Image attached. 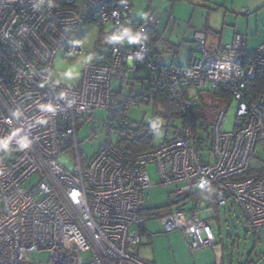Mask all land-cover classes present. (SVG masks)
<instances>
[{"label": "built area", "instance_id": "1", "mask_svg": "<svg viewBox=\"0 0 264 264\" xmlns=\"http://www.w3.org/2000/svg\"><path fill=\"white\" fill-rule=\"evenodd\" d=\"M129 11L126 0H0V138L8 139L0 148V264H152L133 247L148 217L146 192L156 185L176 186V202L215 185L219 206H236L253 230L264 232V100L245 92L246 81L264 67V40L244 58L242 34L207 51L200 31L201 44L185 64H166L152 45L159 11L148 9L140 20ZM92 24L100 36L87 52L74 42L83 41L79 31ZM107 24H126L145 39L108 44ZM59 52L70 59L95 54L76 85L52 79ZM140 66L147 69L143 94L121 103L123 86L133 91L139 83ZM114 80L118 91L111 87ZM216 87L229 92V106L235 103L229 130L223 128L229 106L211 123L193 120L197 92ZM158 90L178 101L180 126L149 150H125L118 139L130 124L126 110ZM96 110L106 117L90 119ZM82 116L90 132L99 126L109 137L88 159L77 141ZM112 132L118 133L114 141ZM68 148L74 151L72 169L58 161ZM150 164L157 182L147 173ZM158 218L163 232L179 230L192 249L221 253L210 222L195 208L187 215L172 207ZM32 252L45 258L30 259Z\"/></svg>", "mask_w": 264, "mask_h": 264}, {"label": "rangeland", "instance_id": "2", "mask_svg": "<svg viewBox=\"0 0 264 264\" xmlns=\"http://www.w3.org/2000/svg\"><path fill=\"white\" fill-rule=\"evenodd\" d=\"M149 3L147 0H129L131 6L129 15L132 19H140L148 5L150 8L159 11L160 21L157 29L162 34L159 58L166 64L182 65L191 50L197 51L201 41L195 38V31L203 30L206 24L210 26L215 24L220 29L225 22V29L232 30V27L237 28V31L242 33L243 36L248 37L249 47L253 40H264V10L257 14L254 12L249 15L244 14V11L249 9H238L234 13L223 11L216 13V10L208 7V0H151ZM93 26L96 27L95 32L93 31ZM79 33L84 35L82 47L87 52L91 51L98 38L99 27L92 24L82 28ZM212 41L213 37L207 35L205 39L206 50L215 47L211 43ZM57 56L63 59L65 64L60 69H52V79L65 86L76 85L82 69L78 70L79 75L77 77H72L71 75L61 77L59 73L68 71L77 57L73 59L66 58L62 52H59ZM146 72L147 69L144 66L139 67L140 76L145 77ZM111 87L116 91L120 90V82L112 81ZM133 88L136 91L141 87L139 83H136ZM131 89L132 87L124 85L122 93L127 94ZM138 107L142 108V110L137 114L135 109ZM149 108L151 112L148 111ZM126 111L127 118L133 126L140 121L147 123L150 121L148 117H152L151 103L149 105H131ZM234 116L235 103H232L226 109L224 129H231ZM105 117V111L96 110L90 119L100 121ZM152 119L156 120L153 117ZM180 123L179 119L173 125L179 127ZM78 125L77 141L80 153L85 159L91 158L97 149L108 140L107 131L96 126L95 131L93 133L90 132L92 125L85 116L78 118ZM163 125V123L156 126L153 125L157 127L153 134L154 144L160 143L165 138ZM117 134V132H112L109 136L114 141L117 138ZM73 152L68 148L59 155V163L67 169H72L75 165ZM61 155L66 158L67 162H63L60 159ZM146 170L150 180L157 182L158 175L155 164L148 165ZM31 182H36L35 177L31 179ZM175 189L176 186L174 185L150 187L146 192L147 207L167 206L170 208L171 205L176 209L184 210L187 215L191 214V208H195V206L196 210H201L205 207L203 202L195 205L194 201L189 197L178 202H172L171 198ZM200 210L197 211L198 215H200ZM158 217L148 215L145 229L150 235L146 236L144 233L142 239L140 237L139 244L133 247L139 257L152 264H264V232L253 230L236 206L223 205L220 213L210 219V225L216 241L223 248L219 254H216L211 247L192 249L190 242L183 237L179 230L163 232ZM44 258V254L35 252L30 254V259L42 260Z\"/></svg>", "mask_w": 264, "mask_h": 264}, {"label": "trees", "instance_id": "3", "mask_svg": "<svg viewBox=\"0 0 264 264\" xmlns=\"http://www.w3.org/2000/svg\"><path fill=\"white\" fill-rule=\"evenodd\" d=\"M99 36L100 31L98 37ZM158 41L159 36L157 35L155 39L152 40V45L157 52L158 49L156 48V44ZM250 52L248 51L244 53V58H247ZM145 77L140 75L135 77L141 88L136 91L133 88V91L131 89V91H129L127 94L122 93L121 103L125 102L128 98H132L133 100L137 101V98L143 94L144 89L147 86L143 81ZM245 92L247 97L251 100H264V67H259L256 70L254 77L246 81ZM197 96V102L193 106V120L195 121L198 119H203L206 123H211L214 120L217 111L221 108L228 107L231 100L229 92L221 87L199 90L197 92ZM143 102L144 103L142 104L145 105H149L151 103L152 117L154 119L163 121V133L165 134V137L174 133V129H177V126H174L173 123L180 119L178 101L173 98L167 90H158L151 95L149 100ZM156 128L157 127H154L150 121L147 123L140 121L137 122L135 126L131 125L130 123L126 128L123 129V132L126 133V135L120 136V139H118V144L125 150L133 153L149 150L155 145L153 142V134ZM216 191V186L211 185L203 190L190 193L188 197L196 203L201 200L204 201L207 206H212L214 209H216V213L218 214L219 205L215 201ZM171 208V205L170 208L167 206L155 207L150 208V211L148 212H152L156 216L160 217L168 213Z\"/></svg>", "mask_w": 264, "mask_h": 264}, {"label": "crops", "instance_id": "4", "mask_svg": "<svg viewBox=\"0 0 264 264\" xmlns=\"http://www.w3.org/2000/svg\"><path fill=\"white\" fill-rule=\"evenodd\" d=\"M126 1L129 2V0H126ZM147 1H148V3L151 2V0H147ZM208 2H209V3H207L208 7L216 10V13H221L222 11L223 12L234 13L238 9H240V10L249 9V10L244 11L245 15H249V14H252L254 12L257 14L260 11L264 10V0H230V1H228V0H208ZM148 9H152V8H150L149 5H148L146 11ZM146 11L143 13L141 18H143V16L145 15ZM140 19H136V20H140ZM200 30H196L195 31V38H196V33L200 32ZM201 31H203V33H204V35H203V46H204V48H205L206 36L209 35V36L213 37V41L211 43L214 44L215 47H212V49H208L207 51L216 50L219 46L230 43L232 41L233 36H234L235 33L242 34L239 31H237V28H235V27H232V30L231 29H225V22L223 23V26L220 27V29L217 28L215 24H213V26H210L209 24H206L204 29L201 30ZM156 33L159 36V41L156 44L157 45L156 48L158 49V54H159L160 46H161L160 43L162 41L161 40L162 34L158 31V29H156ZM245 37H246V41H247V50L249 52L251 50H253L257 46V44L259 42L262 41V40L259 41L257 39H256V41L253 40L252 43H250V47H249L248 37L247 36H245ZM196 39H198V38H196ZM194 51H196V50H194ZM194 51L191 50L188 53V56L190 55L191 52H194ZM188 56H187V58H186V60H185V62L183 64H185L187 62ZM200 202H203L205 207L202 208L201 210L199 209L200 210V215L199 216L203 217L206 220H208L210 222V224H211L210 219L212 217H216L220 213V210H221L222 206L218 207L219 212L217 214L216 213V209H214L212 206H207L206 203L204 201H202V200L197 202V203L194 202V204L196 205V204H198ZM195 210H196V206H195ZM199 210H196V211H199ZM148 211H150V208L147 209L146 214H148L150 216H156L152 212L150 214V212H148ZM144 233H145L146 236L150 235L148 233V231L145 229V226H144L143 230L140 231L141 239H142V235Z\"/></svg>", "mask_w": 264, "mask_h": 264}, {"label": "clouds", "instance_id": "5", "mask_svg": "<svg viewBox=\"0 0 264 264\" xmlns=\"http://www.w3.org/2000/svg\"><path fill=\"white\" fill-rule=\"evenodd\" d=\"M119 13L116 11L112 12L113 16L118 15ZM93 31H96V27L93 26ZM109 29H112V31L109 32ZM105 32L107 33L104 37L105 41L108 44H113V43H123L126 45H133V44H142L144 41V37L141 36L140 31L139 30H133L132 28L126 26V24H120L119 27L113 26L112 24H107L105 26ZM74 43H80L83 44L84 41H80L77 42L75 41ZM95 54L94 53H81L75 60V62L73 63V65L71 66L70 69H68V71L65 72H60V76L61 77H66L71 75L72 77H77L79 75V71L80 69H82L83 67H85L86 65H89L91 63V61L93 60ZM139 57V54H137V58ZM129 59H131V57H129ZM65 61L63 59H61L59 56H57L54 60H53V68L54 69H60L64 66ZM61 96L63 97V93L61 94ZM48 108V110H52V106L51 105H47L46 106ZM142 110V108H136L135 109V113H139ZM145 110V109H143ZM149 112H151V109H148ZM148 119L150 120V122L156 126L159 125L160 123H162V120L156 119L153 120L151 116L148 117ZM157 135H159V133H157ZM28 141L22 140L21 144L22 146L26 147L27 146ZM8 144V139L7 138H0V148H6ZM60 159L63 162H67L66 158L61 155Z\"/></svg>", "mask_w": 264, "mask_h": 264}, {"label": "water", "instance_id": "6", "mask_svg": "<svg viewBox=\"0 0 264 264\" xmlns=\"http://www.w3.org/2000/svg\"><path fill=\"white\" fill-rule=\"evenodd\" d=\"M171 199H172V202H176V200H174V198H173V197H172Z\"/></svg>", "mask_w": 264, "mask_h": 264}]
</instances>
